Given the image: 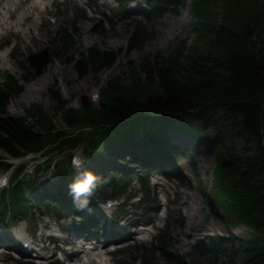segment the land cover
<instances>
[{
	"label": "trees",
	"instance_id": "1",
	"mask_svg": "<svg viewBox=\"0 0 264 264\" xmlns=\"http://www.w3.org/2000/svg\"><path fill=\"white\" fill-rule=\"evenodd\" d=\"M119 1L124 7L127 0ZM150 1L155 9L162 0ZM252 10L245 12L233 0H196L191 8L197 30L195 43L184 52L179 45L165 57L138 65L124 64L129 80L114 78L101 90L97 103L91 97H82L80 108L69 106L60 90L55 89L51 97L56 102L55 110L63 117L61 129L40 107L28 110L26 116L9 115L8 105L22 85L13 75L4 76L0 83V150L10 158L33 154V159L40 161L36 160L29 173L24 164L14 167L0 154V169L13 172L10 184L0 191V221L35 215L29 205L30 194L36 193V204L49 208L53 203L59 215L69 209L81 212L68 189L76 177L72 164L76 150L86 169L98 171L99 185L106 182L112 191L123 192L133 176L141 184L148 179L146 171L152 157H141L139 151L155 153L156 158L161 150L175 156L171 131L199 138L211 129L214 138L205 137L203 141L207 148L216 150L218 165L210 193L205 191L204 196L221 205L230 230L238 226L250 229V239L244 241V247H238L243 253L241 264H264V0L258 10ZM164 11L159 8L157 15ZM57 36V48L70 52L81 79L111 68L120 56L115 50L100 47L80 49L75 25L64 27ZM23 80L29 81L26 76ZM121 146L137 150L134 161L125 160L119 168H111L114 173L110 169L97 170L94 163L108 160ZM113 158L124 160L121 155ZM137 165L142 169L135 170ZM48 175L51 181L45 182ZM42 182L55 185L56 193H42ZM98 198L94 194L88 207ZM221 239L213 252L222 255L225 262L210 257L206 264H236L234 242ZM162 251L170 264H188L166 249ZM132 264L158 263L147 254L136 255Z\"/></svg>",
	"mask_w": 264,
	"mask_h": 264
},
{
	"label": "rangeland",
	"instance_id": "2",
	"mask_svg": "<svg viewBox=\"0 0 264 264\" xmlns=\"http://www.w3.org/2000/svg\"><path fill=\"white\" fill-rule=\"evenodd\" d=\"M127 1L131 2L132 0ZM143 1L147 2L148 0ZM195 1L176 0V2L169 3L168 0H162L159 8L163 7L165 11L160 16L157 15L159 8L155 7V9H152V6L149 5L140 14H134L135 12L129 14V2L128 6L123 8L122 5L114 3L113 0H96L90 3L89 0H71L68 2L56 0L57 5L53 4L51 9H58V15L44 13L43 17H41L38 14L36 15L37 11H33L35 23L43 22L44 24L42 32L35 31L38 41L32 42L29 39L23 41L14 29L6 30L5 34L0 36V40L3 41L0 46L1 50L11 47V52L8 56L9 65H6V69H3L0 73V83L4 81V76L13 75L22 85L21 91L11 99L8 105L9 115L13 117L26 116L28 110L33 112L37 107H40L52 117L56 127L59 129L63 128L62 114L55 110L56 102L51 97V93L55 89L60 90L62 97L69 101V106L80 108L82 97H91L97 103L100 99L101 90L111 80L117 77L124 82L129 80V71H124V64L131 62L138 65L139 63H144L147 59L154 60L161 56L165 57L172 53V49L178 48L179 45L183 46L182 51L188 49L190 45L195 43L194 38L197 31L191 12ZM28 2L29 0H25L24 7L28 6ZM111 2L112 4H110ZM233 2L240 5L245 12H251L253 11L252 8H254V11L255 9L258 10V6L262 4L263 0H233ZM150 3L153 4V2ZM222 5L220 4L221 7L219 8L221 10L223 8ZM242 14H244L243 11ZM221 16L219 13L218 18H221ZM122 20L125 23L123 25L120 23ZM73 25L79 31L77 45L80 49L100 47L115 50L120 54L118 61L111 68L98 74L91 73L83 79L79 78L74 62H71L72 56L70 52L57 48V32L67 26L73 27ZM29 27L32 28V26ZM140 33H145V35L141 36ZM207 49L210 48L208 47ZM24 75L29 79L28 82L23 80ZM39 81H45V84L39 85ZM33 82L34 84H31ZM28 85H32L33 91L30 89L26 91ZM28 121L32 122V118H29ZM214 136L215 133L211 129L200 135L199 138L192 137L188 133L171 131L169 137L171 139L170 142L175 144V157L169 156L166 152L168 157L162 156L163 153H160L159 158L162 159L164 164L167 163L164 158L176 163V167L178 166L179 168L178 175L171 173V179H166L161 174H155V169H150L149 182L142 185L134 176L129 186H127L126 192L112 194V196H117L115 198L119 199V202L127 200L126 206L128 207L125 210H130L131 213H138L142 220H152L155 226L154 235L150 242L145 243L135 239L124 244L122 250L110 255L112 264H132L136 255L144 257L147 254L158 264H170L164 256L163 248L179 258L181 257L188 264H206L210 257L218 259V262H225L222 255L213 252V250L216 251L215 244L219 243L222 240L221 238L233 241L237 251L238 247H244V241L250 239V229L238 226L230 230L227 225V218L222 213L221 205L216 202H210V199L206 198L203 193L205 191L210 193L213 173L218 165L216 150L207 148L203 138L213 139ZM115 149L108 160H98L94 163V165H98L97 170L107 171L110 169L109 171L114 173L115 171L111 168H119L125 160L134 161V152L137 150L128 146H121ZM75 152L80 154L78 150ZM146 152L147 154L144 151H139L138 153L141 157L149 155L154 159H159L155 157V153ZM0 154L6 156L1 150ZM120 155L123 156L124 160L114 161L113 157ZM62 159L65 160V158ZM9 160L14 163V167L24 164L27 166L28 172L35 167L37 164L36 160L40 161L39 158L36 160L32 159V155ZM86 168L87 166L84 163L82 168L74 169V175L77 176L79 171H84ZM141 169L138 165L135 167V170ZM95 172L98 173V171ZM12 175V171L5 172L0 169V185L4 181L5 176L9 178ZM116 176L119 177V173ZM46 179L51 181L50 175L44 178L45 182L47 181ZM7 180L5 179V181ZM158 182L165 184L170 199L177 198L174 204L167 205V209H169L171 214L162 223L158 220L159 214L156 212L154 204L151 203L155 197L156 202L161 201L160 197H163L161 189L165 190V188L159 185ZM106 184V182L100 184L95 193L100 197L99 199L104 195L105 199H103V202L107 199L109 201V194H111V192H107L111 185L107 186ZM45 186L46 190L44 189ZM155 188L160 193V196H154L150 192L151 189L154 190ZM41 192L44 194L47 192L50 195L55 194L56 186L50 183L44 185L42 182ZM36 194H30L32 200L30 198L29 205L30 210L32 212L34 210L35 215L29 216L31 219L29 222L20 221L16 224L18 226L22 225V229L26 226L27 230L31 232L34 227H41L42 223L48 219L47 216H49L61 225L59 218H62V215L57 216L54 211L59 212V209L57 210L53 203L49 204L50 209L45 207L41 208L42 210L40 211V208H36L37 204L34 200H39ZM35 196L36 198H34ZM133 196H135L136 202L143 199L138 204L134 203L133 205L134 200H129ZM149 209L152 210L148 212ZM208 213L210 215L209 218L207 216ZM61 214L78 217L70 210ZM84 214L87 215L88 212L84 210L82 215ZM7 221L12 222V219L9 217L3 222L7 223ZM5 223L0 222V228ZM161 224L163 225L162 227L159 226ZM133 228L132 230L135 233V230H137L136 225ZM162 237L165 238L163 242H161ZM190 241H193L191 242L193 245L188 248L181 246L184 245V242ZM47 245L46 249L42 248L45 251L44 254H47V258L42 264H63L58 257V253L53 249L55 246L49 243ZM157 247H160V250ZM138 249L139 251H137ZM53 252L54 254H52ZM24 256H27V253ZM242 256L243 253L238 251L235 258L236 264H241L240 259ZM30 257L27 256L26 260H24L2 255L0 264H22L25 261L36 264ZM93 264H95V261Z\"/></svg>",
	"mask_w": 264,
	"mask_h": 264
},
{
	"label": "bare ground",
	"instance_id": "3",
	"mask_svg": "<svg viewBox=\"0 0 264 264\" xmlns=\"http://www.w3.org/2000/svg\"><path fill=\"white\" fill-rule=\"evenodd\" d=\"M65 1L68 2L71 0H65ZM95 1L96 0H89V3L95 2ZM148 2H151V1L148 0ZM24 3H25V0H21L20 5L16 8L15 11L9 12L7 20H5L4 23L2 25H0V27L3 28L4 32L6 30H13V29H14V31L16 30V32L18 33V36L23 41L25 39H29L32 42H36L39 39H38L37 33L35 31L42 32L43 31L42 27L44 24H43V22H41L39 24L35 23V20L33 18V14H32L33 11H37L36 15L38 14L41 17H43L44 13H53L54 15H58L59 10L58 9L57 10L51 9V7H46L43 11H40L39 9L28 8V6L24 7ZM53 4L57 5L56 1H54ZM53 4L51 6H53ZM131 5L132 6L130 7L129 12H128L129 14L134 13V12H135L134 14H140V12L143 11V9L148 7V5H146L145 1H143V0H133L131 2ZM22 10L25 12V14L22 18V22L16 23L17 17L20 15ZM120 23H121V25H123V23H124L123 20ZM29 26H32V28ZM2 44H3V41L0 40V46ZM6 65H9V58L8 57L6 60H0V73L2 72L3 69H6ZM31 84H34V82ZM44 84H45V81H39V85H44ZM32 88H33L32 85H28V87L26 88V91H28L29 89L31 91H33ZM165 157H168V156H165ZM164 160H165V162H167L166 163L167 170H169L171 173H174V174H177L179 172L178 171L179 168H178V166L176 167V163H174V162L172 163L171 160L169 161L165 158H164ZM173 171H175V172H173ZM127 181H128V179H127ZM159 185L163 186L165 188V191L168 192V189L165 186V184L159 183ZM107 192H111V194H109L110 195L109 201H107L108 200L107 199L105 202H103V199H105V197H103L104 195L101 197L102 200L98 198L99 201L102 202V207H103V212L101 213V217H103V213H106V212L111 217L118 216L120 218V220L117 222V224H113L111 222H108V223H106V225H103L100 228L99 232H97L95 229V226L81 223V218L77 217V216H75V217L69 216L63 223L61 222V225L56 223L54 218L47 216L49 220L47 219L46 222H43L41 227H34L33 229L31 228L33 231V235L31 236V241H29L24 234L25 233V227L22 229V227H21L22 225L18 226L16 224H14L13 222H8L5 224V226L0 228L1 242L5 245V247L8 246V247H12V248H18L19 250L27 253V256L35 255V256H37V258H41L40 257L41 254L47 255V254L42 253L41 245L46 247L47 244L49 242H51V243H55L56 246L59 248H63V249H66L67 251H71L70 241L71 240L73 241V238H75L76 236H80L81 234L87 233L91 239L100 243L99 245L102 246L103 249L107 250L108 249L107 245L113 244L118 239H122V240L126 241L128 238L133 237L135 234L133 231L134 225H136L137 223H139L142 220L141 217L138 215V213H131L130 210H129L130 211V213H129V211L125 210V208L128 207V206H126L127 200L119 202V199L115 198L117 196H114V195L112 196V194H116V192L114 193L112 191L111 187H109ZM146 195H147V193H146ZM155 199H156V197H155ZM141 201L142 200H140V202ZM138 203H135V204H138ZM151 203L154 204L155 208H157L159 206V204H156L154 202H151ZM133 205H134V203H133ZM47 209H50V208L47 207ZM151 210L152 209H149L148 212H150ZM167 210H168V216H170L171 213H170L169 209H167ZM54 212L58 213V211L57 212L54 211ZM81 212L84 213V210ZM86 212H88V210ZM31 214H35L34 210ZM164 214L163 213L159 214L158 220H160V223H162L163 221H165L168 218V216H164ZM151 216H152V214H151ZM132 228H133V230H132ZM140 230H141V228H139V226H138L137 227L138 233L140 232ZM27 231H29V230H27ZM143 231L148 232V234L151 235L153 229L151 228V230H149L148 228H145V230H143ZM191 242H193V241H190L187 243L184 242V245H181V246H184V247L186 246V248H188L189 246L193 245ZM44 243H46V244H44ZM20 244H21L22 248L20 247ZM70 254L71 253H69V255ZM108 255H112V252H108ZM1 257H2V255H0V258ZM8 257H10V256H8Z\"/></svg>",
	"mask_w": 264,
	"mask_h": 264
},
{
	"label": "clouds",
	"instance_id": "4",
	"mask_svg": "<svg viewBox=\"0 0 264 264\" xmlns=\"http://www.w3.org/2000/svg\"><path fill=\"white\" fill-rule=\"evenodd\" d=\"M21 0H0V25L7 20L9 12L15 11L20 5ZM54 0H29L28 8L39 9L43 11L46 7H51ZM25 12L22 10L20 15L17 17L16 23L22 22V18ZM4 30L0 27V36L4 35ZM11 52V47L0 50V60H6ZM73 167L75 169H80L83 167L84 160L80 156H74L72 160ZM101 181V176L98 175L93 170L85 169L84 171H79L77 176L69 183V195L72 196V202L74 206L83 211L88 209V205L91 202L90 198L95 194L99 182ZM89 211H91L89 209ZM159 223V222H157ZM159 226H163L162 224ZM145 226H141V231L137 235V239L141 242H150L153 235H149L148 232L143 231ZM151 230L152 226H147ZM85 248L88 250L94 249L91 255H81L75 259L68 260L65 259L63 264H112V257L108 255V252L112 249H103L102 246L98 245L95 241L86 242Z\"/></svg>",
	"mask_w": 264,
	"mask_h": 264
}]
</instances>
